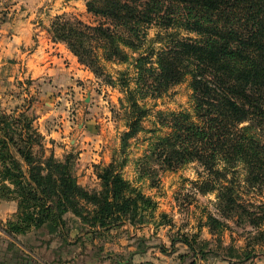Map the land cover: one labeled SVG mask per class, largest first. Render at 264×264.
<instances>
[{"label":"trees","instance_id":"16d2710c","mask_svg":"<svg viewBox=\"0 0 264 264\" xmlns=\"http://www.w3.org/2000/svg\"><path fill=\"white\" fill-rule=\"evenodd\" d=\"M87 6L97 23L59 16L52 32L97 74L102 59L129 60L126 49L141 51L150 26L167 32L159 50L133 58L136 86L120 79L128 114L123 148L144 128L148 109L139 98L162 95L189 80L193 111L162 113L170 131L156 138L146 157L166 169L199 162L216 178L204 190L217 192L220 207L241 208L239 218L251 215L240 190L264 187V0H89ZM183 31L195 36H182ZM2 112L0 201L17 202L8 235L48 228L68 236V212L88 231L145 224L147 212H156L157 201L124 176V160L97 165L101 189L91 190L79 183L71 154L60 160L35 151L42 135L25 113L13 118ZM252 216L259 227L264 215ZM179 240L189 247L190 264L215 253L197 248L188 236Z\"/></svg>","mask_w":264,"mask_h":264},{"label":"rangeland","instance_id":"374dc122","mask_svg":"<svg viewBox=\"0 0 264 264\" xmlns=\"http://www.w3.org/2000/svg\"><path fill=\"white\" fill-rule=\"evenodd\" d=\"M19 1L0 0V12L10 11ZM88 1L57 0V9L49 6L48 10L52 9L53 12H48L40 20L43 23L45 21L53 39V23L59 16L78 18L89 24L97 23L96 17L88 11ZM54 2L55 0H50L45 5H53ZM33 3L31 5H34ZM45 5H42L40 10H43ZM166 33V30L158 25L150 26L141 51L126 49L129 60L102 59L103 68L99 74L79 61L82 65L79 66L80 70L73 75L74 80H69L74 85L69 82L63 84L62 81L58 84L50 77L38 83L30 81L31 83H27L23 89L15 91L13 101L8 107L0 110L13 118L25 113L42 135L41 144H36L35 151L46 156L53 153L60 160H65L71 154L75 160L79 183L91 190L101 189L97 165L109 164L113 158L124 160V176L157 201V210L155 213L151 210L147 212L146 223L169 226L168 230H165V227L160 229L161 233L171 231L169 235L178 240L188 236L193 239L197 248H203L204 251L214 249L215 253H208L209 257L224 258L233 255L237 264L262 257L264 236L260 231L264 230V221L257 227L251 217L264 215V187H243L240 190L248 204L245 208L251 215L244 213L243 218H239L241 208L231 210L230 207H220L217 192L204 190L208 187L207 181L214 182L216 178L211 177L199 162L187 163L176 169H166L158 160L146 157L156 138L170 131L162 123V113L193 111V90L189 80L170 87L162 95L139 98L140 103L148 109L146 117L142 120L144 128L130 138L123 148L122 137L128 129V114L122 103L126 92L120 79L130 80L131 87H135L137 72L133 58L149 48L159 50L163 46L161 37H165ZM182 36L195 35L183 31ZM41 116L45 117L41 120ZM11 120L10 123L14 126L13 119ZM229 178H232V175ZM16 211V201H0V264H7V258L13 253L17 254V258L22 254L14 240L22 245L41 242V245L45 246L59 237L58 233L52 234L48 228H42V232L27 236L8 235L5 232L6 225L8 220L14 218ZM210 216L216 217L223 224L214 225ZM26 237H30L29 241ZM206 241L209 244H206ZM230 247L234 250L230 251Z\"/></svg>","mask_w":264,"mask_h":264},{"label":"crops","instance_id":"0c3cea01","mask_svg":"<svg viewBox=\"0 0 264 264\" xmlns=\"http://www.w3.org/2000/svg\"><path fill=\"white\" fill-rule=\"evenodd\" d=\"M47 1L50 0H20L10 11L0 12V108L8 107L15 91L23 89L30 81L38 83L50 77L58 84L60 81L64 84L74 80L73 75L82 66L67 44L55 41L45 21L41 22L40 18L53 12L48 10L49 6L57 9V0L53 5H45ZM42 5L45 7L40 10ZM69 84L74 85L73 82ZM67 218L71 220L67 225L68 236L59 234L57 240L45 246L41 242L22 245L14 240L22 254L18 258L16 253L11 254L6 263L190 264L192 261L187 244L169 235L171 231L161 233L160 229H169L166 224L133 225L127 222L110 230L88 231L83 229L79 219L73 221L75 215L72 212L67 213ZM29 238L25 239L29 241ZM196 264L237 263L231 258L199 257ZM243 264H264V256Z\"/></svg>","mask_w":264,"mask_h":264}]
</instances>
